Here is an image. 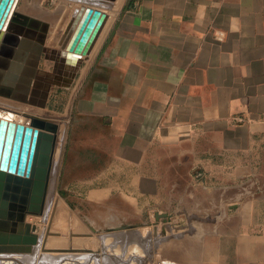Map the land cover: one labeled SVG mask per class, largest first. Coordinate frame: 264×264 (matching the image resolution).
Masks as SVG:
<instances>
[{"label": "crops", "instance_id": "obj_1", "mask_svg": "<svg viewBox=\"0 0 264 264\" xmlns=\"http://www.w3.org/2000/svg\"><path fill=\"white\" fill-rule=\"evenodd\" d=\"M25 6L23 30L36 11ZM118 8L70 85L79 100L68 173L99 158L92 171L102 175L85 181L96 198L124 189L135 190V204L197 206L188 219L214 229L201 224L171 264H264V0H124ZM23 30L11 32L57 51L65 36L49 46ZM64 66L40 63L61 78ZM181 173L198 185L184 187Z\"/></svg>", "mask_w": 264, "mask_h": 264}, {"label": "rangeland", "instance_id": "obj_2", "mask_svg": "<svg viewBox=\"0 0 264 264\" xmlns=\"http://www.w3.org/2000/svg\"><path fill=\"white\" fill-rule=\"evenodd\" d=\"M29 2L31 3L30 11H33L32 6L36 11L31 13L30 20L34 21L29 23L24 30L27 33H37L36 35L41 38L42 42L48 43L49 46L58 45L61 33L64 34L66 25L79 8L92 7L93 3L99 2L98 5L109 10L110 19L119 10V8H112L115 2L108 0H18L9 24L10 31L14 27L23 30L24 14L22 12L26 9L25 4L29 10ZM108 5L110 8L107 7ZM38 16L43 20H38ZM53 67L62 69L63 65L56 63ZM81 79L79 77L78 84H81ZM75 89L78 90V87L73 89L72 87H54L47 94L43 105L41 103L35 105L14 100L9 91L14 92V88L7 90L0 85L1 111L22 114L24 117L34 116L57 123L60 125L59 133L61 127H65L62 129L65 132L64 138L60 139L62 131L58 136L46 211L42 217L28 218L30 223L37 226L40 238L33 251L39 247L42 249L41 253L54 257V259L59 256L62 259L66 255L73 259L83 256L85 257L84 264H171L174 260L181 259L184 240L193 242V236L198 237L201 231V224L204 230L214 229L215 226L214 223L208 221L188 219V209L190 207L194 209L197 206L177 202L135 204L131 203L138 199V197L134 198L135 190L130 191L134 195L132 198L124 189L104 190L102 192L105 195L96 198L93 196L94 190L85 187V181L102 175L92 171L103 166L100 163L93 164L97 163L99 158H85L88 163H78L68 173L70 138L79 100V92ZM190 177L191 183L187 181L184 173L180 174V178L183 179H181V184L184 187L192 182L198 185V179L193 174ZM106 184H109V180ZM167 191V189L163 190L165 201ZM185 191L180 187L175 190V193L181 195ZM189 191L195 193L197 197L201 195L196 187H192ZM147 192L145 196L148 199L139 198V200H149L150 191ZM52 198H55L54 202ZM221 224H224L222 227L224 229L230 228L229 222H220ZM33 251L24 254L30 255ZM52 253L56 257L51 255ZM48 260L52 263L55 261Z\"/></svg>", "mask_w": 264, "mask_h": 264}, {"label": "water", "instance_id": "obj_3", "mask_svg": "<svg viewBox=\"0 0 264 264\" xmlns=\"http://www.w3.org/2000/svg\"><path fill=\"white\" fill-rule=\"evenodd\" d=\"M14 1L0 0V85L7 90L24 88L18 91L22 94L32 89L31 99L9 91L20 102L43 105L42 97L50 93L54 79L64 80L65 87H70L82 66L81 54L91 50L107 15L83 6L74 15L60 50L40 46L39 56L24 63L23 58H15L19 46L27 49L39 44L1 31ZM43 54L47 60L66 65L65 78L40 69ZM29 118L25 125L0 116V253H27L38 245L37 226L27 223V218L44 215L50 193L59 125L43 118Z\"/></svg>", "mask_w": 264, "mask_h": 264}, {"label": "bare ground", "instance_id": "obj_4", "mask_svg": "<svg viewBox=\"0 0 264 264\" xmlns=\"http://www.w3.org/2000/svg\"><path fill=\"white\" fill-rule=\"evenodd\" d=\"M123 1L124 0H118V2L114 5V8H117V7H119V5H121L122 3H123ZM17 3H18V0H15L14 1V3H13V6H12V8H11V10H10V12H9V15H8V17H7V19H6V22H5V24H4V26H3V28L1 29V31H3V32H6V33H13V32H11L8 28H9V24H10V22H11V17H12V13H13V11H14V9H15V7H16V5H17ZM89 7H91V6H89ZM82 8V7H81ZM81 8H79L78 10H80ZM91 8H93V9H98V10H100V11H102V13L103 14H106L107 15V17H106V21H105V24H106V22H107V20H108V17H109V15H108V13L105 11V9H102V7H91ZM77 10V11H78ZM76 11V12H77ZM76 12H74L75 14H76ZM74 14V15H75ZM74 15H73V17H74ZM73 17H72V19H73ZM72 19H71V22H72ZM70 22V23H71ZM105 24H104V26H105ZM70 25V24H69ZM104 26H103V28H104ZM103 28L101 29V31H100V34H101V32H102V30H103ZM66 33H67V31H66ZM66 33H64L65 35H66ZM13 34H15V33H13ZM100 34H99V36H98V38L100 37ZM15 35H17V34H15ZM17 36H19V35H17ZM20 38H21V40H28L27 38H24V37H21V36H19ZM65 37V36H64ZM64 37H63V39H64ZM98 38H97V40H98ZM62 39V40H63ZM30 40V39H29ZM96 40V41H97ZM31 41H33V40H31ZM96 41H95V43H96ZM3 42V38H2V41H1V43ZM33 42H36V41H33ZM38 43V42H37ZM95 43H94V45H95ZM39 45H38V47L36 48H33V47H29V48H25V47H23V46H19V50H17V53H16V56H15V58L17 59V58H23L24 60L22 61V62H27V61H29V59H32V58H36V57H38L39 56V53H40V46H42V49H48V50H50V51H56V50H54V49H51V48H47V47H45L43 44H41V43H38ZM9 46L11 45V44H8ZM93 45V46H94ZM92 49V48H91ZM89 52H91V50L89 51ZM89 52L87 53V54H81V58L83 59L82 60V62H84V58L89 54ZM42 58H44V54L42 55ZM56 61V60H55ZM52 74V73H51ZM24 90V88H18V89H14V95H18V97H20V96H24V95H26V97L28 98V99H31V92L30 91H32V89L29 91V93H19L18 91H23ZM16 92H18V93H16ZM41 92V95H39V98H41V96L43 95V91H40ZM17 98V96H13V99L15 100ZM24 98V97H23ZM45 99H46V97H45V95H43V97H42V100H41V102H44L45 101ZM18 102V101H17ZM17 102H14V103H17ZM22 103H24V102H22ZM0 116L2 117V118H5V119H8V120H14L16 123H21V124H25V125H27L29 122H30V118L29 117H24L22 114H16V113H13V112H7V111H1L0 110ZM67 125V124H66ZM63 127L64 126H62L61 127V131H62V129H63ZM65 128V127H64ZM59 129H60V125H59ZM61 131H60V133H61ZM59 132H58V136H59V134H60ZM62 135H60V139L62 138H64L63 136H65L64 135V131H62ZM56 150H57V146H56ZM55 155H56V151H55V154H54V160H55ZM54 160H53V165H54ZM53 171V170H52ZM52 178V177H51ZM50 188H51V183H50ZM53 199H55V198H52V202H54L53 201ZM48 201V200H47ZM46 207H47V205H46ZM46 211V210H45ZM31 217V216H30ZM29 218V217H28ZM28 218H27V223H30L29 221H28ZM32 224V223H31ZM36 234H38L37 233V230H36ZM40 239V238H39ZM46 240V239H45ZM54 241H56V240H54ZM54 241L52 242V243H54ZM47 243V242H46ZM58 244V243H57ZM45 245V244H44ZM47 245V244H46ZM54 245H56V243L54 244ZM37 246V245H36ZM45 247V246H44ZM44 247H43V249H44ZM47 248V247H46ZM46 248H45V250H46ZM34 249V248H33ZM33 249H32V251H33ZM53 251V250H52ZM31 252V251H30ZM42 252V249L41 248H39V247H37L34 251H33V253L32 254H30V255H27V254H24V253H26V252H24V253H15V252H3V253H0V264H76V263H80V264H84V259H85V257H78L77 256V258L76 259H73L71 256H69V255H66L64 258H60V256L57 258V259H54V257H48L49 255H47V254H43V253H41ZM27 253H29V252H27ZM51 255H53V253L51 254ZM53 256H55V255H53ZM56 257V256H55ZM45 259H47V261H45ZM48 259H52V260H55L53 263L50 261V260H48Z\"/></svg>", "mask_w": 264, "mask_h": 264}]
</instances>
